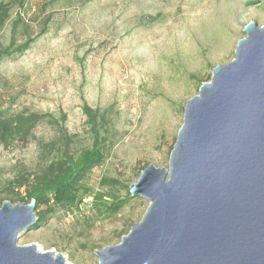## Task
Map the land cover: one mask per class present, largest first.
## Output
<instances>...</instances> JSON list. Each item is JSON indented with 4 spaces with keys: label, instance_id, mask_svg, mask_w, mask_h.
<instances>
[{
    "label": "rangeland",
    "instance_id": "obj_1",
    "mask_svg": "<svg viewBox=\"0 0 264 264\" xmlns=\"http://www.w3.org/2000/svg\"><path fill=\"white\" fill-rule=\"evenodd\" d=\"M0 9V51L17 16L16 46L33 39L0 59V113L45 116L26 140L0 143V207L15 197L8 182L40 173L65 149L91 148L82 107L97 111L105 156L83 183L90 194L21 233L17 246L98 264L96 252L118 245L148 208L129 186L146 166L168 168L186 102L234 59L247 23L264 26V0H0Z\"/></svg>",
    "mask_w": 264,
    "mask_h": 264
},
{
    "label": "water",
    "instance_id": "obj_2",
    "mask_svg": "<svg viewBox=\"0 0 264 264\" xmlns=\"http://www.w3.org/2000/svg\"><path fill=\"white\" fill-rule=\"evenodd\" d=\"M234 59L184 106L168 168L146 166L131 186L141 221L98 264H264V26L247 23ZM33 203L0 207V264H68L17 246L37 222Z\"/></svg>",
    "mask_w": 264,
    "mask_h": 264
},
{
    "label": "trees",
    "instance_id": "obj_3",
    "mask_svg": "<svg viewBox=\"0 0 264 264\" xmlns=\"http://www.w3.org/2000/svg\"><path fill=\"white\" fill-rule=\"evenodd\" d=\"M6 14L7 11L0 9V30L7 18ZM20 22L21 19L17 16L11 27L9 45L0 51V59L25 52L33 42V39H28L23 44L16 46L15 29ZM44 32L45 29H42L40 34ZM82 112L86 117V123L91 134V148L81 151L78 155H71L68 149H65L58 158L49 162L40 173L33 177L19 176L7 184L9 192L15 196L11 204L29 205L30 202L33 203L35 216L38 218L34 228L44 223L46 217L53 214L57 209L69 210L74 208L78 210L83 198L90 194V189L86 188L83 183L91 171L101 165L105 156L100 125L102 118L97 111L86 105L82 107ZM44 118L43 115H26V113H19L14 117H2L0 113V143L6 146L15 137L26 140L31 135L32 128ZM15 190H24V196L21 197ZM103 197V195L98 194L95 201L101 202ZM114 200L117 199L114 198ZM125 203L126 200L114 201L109 206L103 207L104 213L116 214ZM42 208L45 209L42 210Z\"/></svg>",
    "mask_w": 264,
    "mask_h": 264
}]
</instances>
